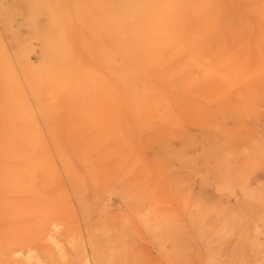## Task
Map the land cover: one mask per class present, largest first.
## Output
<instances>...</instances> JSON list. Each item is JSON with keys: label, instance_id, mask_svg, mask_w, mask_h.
Here are the masks:
<instances>
[{"label": "rangeland", "instance_id": "rangeland-1", "mask_svg": "<svg viewBox=\"0 0 264 264\" xmlns=\"http://www.w3.org/2000/svg\"><path fill=\"white\" fill-rule=\"evenodd\" d=\"M19 249L264 264V0H0V264Z\"/></svg>", "mask_w": 264, "mask_h": 264}, {"label": "bare ground", "instance_id": "bare-ground-1", "mask_svg": "<svg viewBox=\"0 0 264 264\" xmlns=\"http://www.w3.org/2000/svg\"><path fill=\"white\" fill-rule=\"evenodd\" d=\"M54 227V229L55 230H57V225L56 224H54L53 225ZM48 239H49V241L51 242V243H53V245H55V248H57V249H60L61 250V247L59 248V244H58V242L56 241V239L53 237V236H48ZM15 258L17 257H19V258H23L25 261H27L28 262V264H30L31 262H32V260H33V251H31L30 249H24V250H22V249H19V250H16L15 252H14V255H13ZM87 262V261H86ZM35 263V262H34ZM32 264V263H31Z\"/></svg>", "mask_w": 264, "mask_h": 264}]
</instances>
